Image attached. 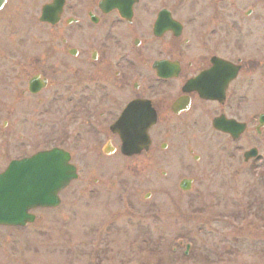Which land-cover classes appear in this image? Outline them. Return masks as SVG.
I'll return each instance as SVG.
<instances>
[{
    "label": "flooded vegetation",
    "instance_id": "flooded-vegetation-1",
    "mask_svg": "<svg viewBox=\"0 0 264 264\" xmlns=\"http://www.w3.org/2000/svg\"><path fill=\"white\" fill-rule=\"evenodd\" d=\"M18 36L25 45L56 42L54 66L47 55H9L27 53L17 49ZM1 57L10 63L0 64V83L21 87L12 111L35 96L46 106L39 114L57 105L64 136L51 147L68 151L79 171L113 155L133 169L176 165L193 151L189 135L208 122L248 143L244 164L264 176V110L257 112L264 108V0H0ZM56 67L64 70L57 81ZM154 111L150 148L125 154L116 124L136 129ZM252 148L257 156L248 159ZM105 181L94 178L92 190ZM195 184L190 175L179 180L183 191Z\"/></svg>",
    "mask_w": 264,
    "mask_h": 264
},
{
    "label": "rangeland",
    "instance_id": "rangeland-1",
    "mask_svg": "<svg viewBox=\"0 0 264 264\" xmlns=\"http://www.w3.org/2000/svg\"><path fill=\"white\" fill-rule=\"evenodd\" d=\"M23 39L18 36L17 49L27 53L9 55H47L54 66L50 51L56 42L25 45ZM8 60L1 57L0 64ZM51 71L55 81L62 78V68ZM6 80L0 83V172L13 158L54 146L64 136L59 107L37 113L46 107L38 105L39 96L12 111L10 98L21 87L13 90ZM204 128L189 135L193 151L186 149L176 165L156 167L153 161L133 169L117 155L82 165L60 207L35 209L36 221L24 227H0V264H264V176L244 164L248 143L213 131L208 122ZM261 152L264 157V147ZM189 175L196 184L183 191L179 180ZM96 177L106 183L94 191Z\"/></svg>",
    "mask_w": 264,
    "mask_h": 264
},
{
    "label": "water",
    "instance_id": "water-1",
    "mask_svg": "<svg viewBox=\"0 0 264 264\" xmlns=\"http://www.w3.org/2000/svg\"><path fill=\"white\" fill-rule=\"evenodd\" d=\"M69 161L70 155L60 148L13 160L0 173V224L24 225L35 218L30 209L57 206L59 191L77 177Z\"/></svg>",
    "mask_w": 264,
    "mask_h": 264
}]
</instances>
